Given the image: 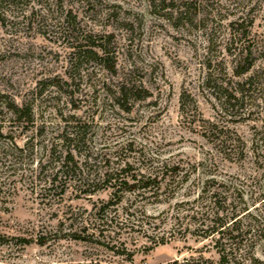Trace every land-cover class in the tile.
<instances>
[{"label": "rangeland", "instance_id": "obj_1", "mask_svg": "<svg viewBox=\"0 0 264 264\" xmlns=\"http://www.w3.org/2000/svg\"><path fill=\"white\" fill-rule=\"evenodd\" d=\"M88 35L107 41L110 61L100 53L76 61L74 39ZM125 81L138 93L120 104ZM0 96L35 117L18 128L0 110V264H172L201 251L217 261L212 240L193 234L191 217L183 221L189 233L155 241L178 212L204 211L214 180L253 172L249 153L264 138V0L7 2ZM78 127L74 180L63 196L60 189L42 200L48 162L74 149L61 136ZM222 142L247 148L248 157L230 156ZM123 169L130 178L165 176L159 196L152 197L158 184L116 196L99 182ZM152 222L165 224L154 233ZM97 229L110 238L89 236ZM256 254L264 260V243Z\"/></svg>", "mask_w": 264, "mask_h": 264}, {"label": "trees", "instance_id": "obj_2", "mask_svg": "<svg viewBox=\"0 0 264 264\" xmlns=\"http://www.w3.org/2000/svg\"><path fill=\"white\" fill-rule=\"evenodd\" d=\"M11 1L14 2V0H0V6ZM70 25L71 23L69 22L68 30L71 29ZM71 33L73 34L74 32ZM72 46L77 58L76 61H80L88 53H95L97 56L100 53L101 58L105 61H110L111 59L107 41H98V37L88 35L82 40L77 37L76 40L74 39ZM250 54L252 53L247 52L243 60L247 61L250 58ZM251 66L249 65L242 71L237 72V75L248 72L252 68ZM104 67L111 72L117 73L115 65H104ZM137 93L138 91L135 90V87L125 81L119 86L115 100L120 104L128 103L136 97ZM4 100L5 97L0 96V110L2 108L7 109L8 114L11 116L10 121L13 122L14 126L20 128L21 126L35 124L34 112L28 105L20 106L15 101L8 103ZM182 108L185 112L184 105H182ZM61 140L64 146L68 143L74 146V149L68 148L59 160H50L51 162H48V165H51L52 168L51 174L44 181L39 178L42 185V193L40 194L42 200H54L55 194L60 189V194L63 196L66 193L65 188L74 180L72 175L79 168L75 158L77 152L75 148L83 142L80 127L73 129L71 132L66 131V134L61 136ZM258 140L249 153L254 157L252 173L223 182L214 180V192L209 197L210 202L204 206V211H196L194 216L190 215V213L183 215V213L178 212L172 229L165 231L164 235L159 237L157 242L155 241L156 247L163 246L170 244L172 240L176 239L177 235L181 236L189 233L191 229L189 226L186 227L183 221L191 217V219L195 220L193 234L200 236L204 240H212L214 250L218 254L219 259L217 261L207 259L201 251L198 257L175 261L172 264H264V260L256 254L257 248L264 243V138L259 137ZM223 143L221 147H225L224 152H228L230 156L239 157V159L248 157L247 148H241L240 144L227 145ZM53 149L52 147L50 155H52ZM177 170L178 167H174L173 172ZM126 172H128V169H123L119 174H107L99 182L111 185L116 196L119 193L136 189L151 191L158 184L159 188L152 194V197L159 196L157 192L161 190V183L166 180L165 176L161 178L159 176H142L139 178L133 175L130 178L123 175L128 174ZM80 182L81 186L89 185L90 188L97 181L96 179L92 180L91 185L85 180H80ZM85 192L90 193V191ZM207 194L208 192L204 190L199 200L204 201ZM199 200L196 202H199ZM198 216H201V218ZM162 223L165 224L164 222ZM143 224L145 222L139 226L142 228ZM148 224L150 225L148 231L152 230L154 233L161 228L159 222ZM97 232H99V237H105V230L100 229H97L94 234L89 236H96ZM74 234H77V231ZM105 238H110V236Z\"/></svg>", "mask_w": 264, "mask_h": 264}]
</instances>
